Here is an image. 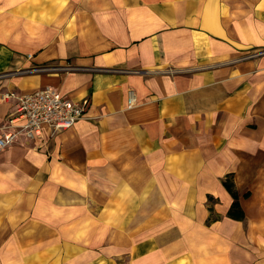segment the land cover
Here are the masks:
<instances>
[{
	"label": "crops",
	"instance_id": "1",
	"mask_svg": "<svg viewBox=\"0 0 264 264\" xmlns=\"http://www.w3.org/2000/svg\"><path fill=\"white\" fill-rule=\"evenodd\" d=\"M234 1L0 0V89L91 100L73 128L0 152V222L102 207L152 264H264V0Z\"/></svg>",
	"mask_w": 264,
	"mask_h": 264
},
{
	"label": "rangeland",
	"instance_id": "2",
	"mask_svg": "<svg viewBox=\"0 0 264 264\" xmlns=\"http://www.w3.org/2000/svg\"><path fill=\"white\" fill-rule=\"evenodd\" d=\"M258 1L235 0L233 5L236 10L244 11L246 7L257 6ZM8 5L0 2V14L7 13ZM263 52L264 46L256 48L257 59ZM256 70H264V62H257ZM94 194L96 198H103V192ZM219 201L211 198V208ZM80 202L83 201L77 199L73 204ZM101 209L89 205L82 211L74 209V218H11V221L2 218L0 264H152L151 255H137L130 246H118L119 242L114 241L118 233L112 226L118 223L113 222V218L95 216L94 213H101ZM213 210L211 217L217 218L219 212ZM81 212L91 213L86 218H78L83 215ZM110 226L114 227L111 231Z\"/></svg>",
	"mask_w": 264,
	"mask_h": 264
},
{
	"label": "built area",
	"instance_id": "3",
	"mask_svg": "<svg viewBox=\"0 0 264 264\" xmlns=\"http://www.w3.org/2000/svg\"><path fill=\"white\" fill-rule=\"evenodd\" d=\"M11 103L13 112L0 127V152L19 137L34 142L52 139L86 119L91 107L89 98L73 100L51 86L30 92L0 89V104ZM135 104L132 96L128 107Z\"/></svg>",
	"mask_w": 264,
	"mask_h": 264
},
{
	"label": "trees",
	"instance_id": "4",
	"mask_svg": "<svg viewBox=\"0 0 264 264\" xmlns=\"http://www.w3.org/2000/svg\"><path fill=\"white\" fill-rule=\"evenodd\" d=\"M225 188L227 189V191L231 194L232 198H233V203L228 211L227 216L233 220H237V221H243L245 219V212L241 206L240 203V196L239 193L236 189V185L234 182V175L233 174H229L225 177V180L223 182ZM245 198H249L250 197V193H246L244 195ZM211 199V198H210ZM218 218H209V223L216 221Z\"/></svg>",
	"mask_w": 264,
	"mask_h": 264
}]
</instances>
